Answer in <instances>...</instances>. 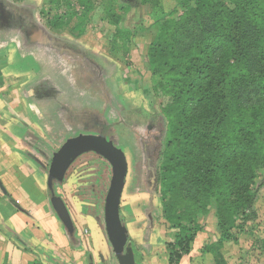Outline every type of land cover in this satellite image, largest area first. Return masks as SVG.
Wrapping results in <instances>:
<instances>
[{
	"label": "rangeland",
	"instance_id": "374dc122",
	"mask_svg": "<svg viewBox=\"0 0 264 264\" xmlns=\"http://www.w3.org/2000/svg\"><path fill=\"white\" fill-rule=\"evenodd\" d=\"M5 1L13 8H23L30 21L49 36L63 40L73 51L71 56L59 54L42 42L22 37L15 28L0 34V49L16 42L24 47V62L28 65H24L25 86L36 81L52 89L44 97V101L50 102L48 106L44 104L48 109L38 108L39 114L42 111L44 115L50 114V121L58 128L52 132L47 122L42 123L46 127L44 144L51 147L44 159H39L44 170L40 183L47 185L52 155L66 139L78 134H97L106 126L107 139L124 151L128 162L120 214L137 263L146 258V264H167L168 255L180 248L179 236L187 233L174 227L178 222L189 228L197 225L202 228L191 243L189 259L183 264H213V255L217 259L222 255L226 264H264L262 247L255 244L264 231V186L254 202L257 220L247 223L245 233L237 234L238 243H219L218 202L211 198L206 203H194L163 180L166 160L173 153L168 143L176 137L170 132L171 124H185L188 146L199 138L197 132L192 133L193 129L204 128L188 120V113L182 110L183 97H175L176 86L181 83L174 85L173 80L184 74L186 58L176 60L168 55L152 64L149 54L159 30L156 18H182L186 12L182 0ZM163 50V55H167L170 44H165ZM29 69L31 72H27ZM211 164L209 159L208 165ZM111 176L109 162L87 152L69 167L62 181H52L54 194L60 199L55 204L63 207L60 211L63 216L67 217L72 208L76 212L74 221L69 216V225L61 221L68 239L70 236L73 241L78 234L82 243L88 238L83 225L97 226L104 234V199ZM263 176L264 169L258 170L256 186ZM83 215L89 218L84 219ZM81 218L80 225L76 220ZM231 230L238 233L236 228ZM110 248L109 261L107 256L105 261L98 257L95 261L87 250L78 256L86 264H118L111 245ZM63 257L70 256L65 252ZM67 258L59 260L70 264ZM79 260L77 264H81Z\"/></svg>",
	"mask_w": 264,
	"mask_h": 264
},
{
	"label": "trees",
	"instance_id": "16d2710c",
	"mask_svg": "<svg viewBox=\"0 0 264 264\" xmlns=\"http://www.w3.org/2000/svg\"><path fill=\"white\" fill-rule=\"evenodd\" d=\"M181 2L186 8L182 18H156L159 30L149 54L152 64L168 55L186 58L184 74L173 80L174 85L181 83L175 97H183L188 120L204 128L193 129L199 138L188 146L185 124H171L176 137L168 143L173 153L166 160L163 180L194 203L215 199L218 242L238 243L237 234L258 218L254 202L264 186V176L256 186L257 171L264 169V0ZM167 43L171 51L163 55ZM48 193L55 195L53 184ZM174 227L187 233L179 236L180 248L172 253L175 256L168 255L167 264H178L188 255L202 229L178 222ZM255 244L264 252V231ZM213 261L226 264L222 255H213Z\"/></svg>",
	"mask_w": 264,
	"mask_h": 264
},
{
	"label": "crops",
	"instance_id": "0c3cea01",
	"mask_svg": "<svg viewBox=\"0 0 264 264\" xmlns=\"http://www.w3.org/2000/svg\"><path fill=\"white\" fill-rule=\"evenodd\" d=\"M24 65H27L24 62V47L18 42L0 49V182L4 188L2 190L0 186V264H62L59 259L67 258L63 257L65 252L70 256L68 263L77 264L80 259L81 264H86L78 256L82 250L93 255L95 261L98 260L96 257L105 261V256L112 251L106 230L103 229V234L97 226L83 227L82 224L81 228L87 232L88 238L81 239L82 243L78 234L75 240L72 241L70 236L68 239L62 220L49 199L48 180L46 186L40 183L44 176L40 160L47 155L46 150L50 146L44 144L43 130L46 127L42 123L47 122V128L52 132L58 128L50 121V114L38 112L40 107L46 110L45 93L52 89L36 81L29 87L25 86ZM35 65L41 67L40 63ZM27 72H31L30 69ZM49 104L46 102V106ZM60 121L56 122L60 124ZM33 153L40 158L36 159ZM80 212L83 214V208ZM68 213L74 221L75 209L68 210ZM83 217L89 218L88 215ZM82 221L83 218L76 220L80 225ZM78 233L81 234L80 229ZM184 256L179 264L189 259L188 255ZM146 262L148 259L145 258L140 264Z\"/></svg>",
	"mask_w": 264,
	"mask_h": 264
},
{
	"label": "water",
	"instance_id": "95a60500",
	"mask_svg": "<svg viewBox=\"0 0 264 264\" xmlns=\"http://www.w3.org/2000/svg\"><path fill=\"white\" fill-rule=\"evenodd\" d=\"M87 152H94L102 156L111 165L112 176L104 199L106 234L118 263L136 264L134 251L128 244V230L120 216V203L126 183L128 162L124 151L107 139L106 129H103L99 134H78L66 139L52 155L48 171V185H51L53 180L62 181L72 163ZM0 186L4 190L1 182ZM56 200L60 201L59 197L53 195L51 202L60 219L64 224L69 225V214L67 217L63 216L60 212L63 207L56 205Z\"/></svg>",
	"mask_w": 264,
	"mask_h": 264
},
{
	"label": "flooded vegetation",
	"instance_id": "af4514ba",
	"mask_svg": "<svg viewBox=\"0 0 264 264\" xmlns=\"http://www.w3.org/2000/svg\"><path fill=\"white\" fill-rule=\"evenodd\" d=\"M12 28L17 29L23 37H29L31 42H42L45 47L47 46L52 50H56L59 54L68 56L73 54L71 46H68V44L59 38L49 36V34L42 31L39 26L30 21L27 15H24V9L13 8L10 4L0 0V33ZM32 34L35 36H31ZM103 129H106L107 134L108 128L106 126H102L99 133Z\"/></svg>",
	"mask_w": 264,
	"mask_h": 264
}]
</instances>
